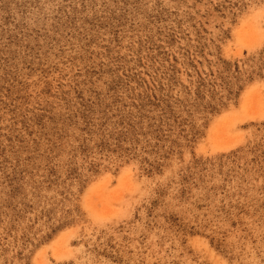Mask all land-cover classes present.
Returning <instances> with one entry per match:
<instances>
[{
  "label": "rangeland",
  "instance_id": "1",
  "mask_svg": "<svg viewBox=\"0 0 264 264\" xmlns=\"http://www.w3.org/2000/svg\"><path fill=\"white\" fill-rule=\"evenodd\" d=\"M0 264H264V0H0Z\"/></svg>",
  "mask_w": 264,
  "mask_h": 264
}]
</instances>
